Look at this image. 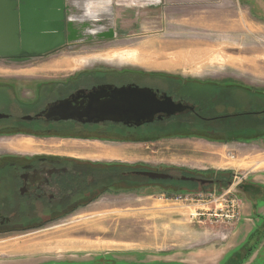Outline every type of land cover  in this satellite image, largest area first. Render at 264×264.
Masks as SVG:
<instances>
[{
  "label": "rangeland",
  "instance_id": "1",
  "mask_svg": "<svg viewBox=\"0 0 264 264\" xmlns=\"http://www.w3.org/2000/svg\"><path fill=\"white\" fill-rule=\"evenodd\" d=\"M177 1L113 0L111 14L103 18L106 30L100 35L75 44L71 40L58 52L28 63L15 65L0 60V66L18 70L23 74L20 77H63L92 69L117 83L143 74L147 82L164 88L214 82L264 89V0L223 1L222 9L217 8V0L207 10L194 5L181 9ZM124 12L131 16L126 30H118L115 19L118 14L123 19ZM179 50L182 55L177 54ZM190 52L194 59H189ZM238 55L245 62L261 65V73L254 75L249 64L234 61ZM174 136L178 135L107 143L38 140L21 134L0 138V150L76 149L91 152L93 158L109 153L101 160L220 179L214 185L172 182L122 190L111 205L99 202L81 209L78 220L43 225L33 229L29 237L0 244V257L32 255V264L50 259H102L99 261L106 264H221L222 253L238 226L233 209L239 191L228 183L241 175L264 171V145L209 143Z\"/></svg>",
  "mask_w": 264,
  "mask_h": 264
},
{
  "label": "flooded vegetation",
  "instance_id": "2",
  "mask_svg": "<svg viewBox=\"0 0 264 264\" xmlns=\"http://www.w3.org/2000/svg\"><path fill=\"white\" fill-rule=\"evenodd\" d=\"M67 42V41H66ZM43 54H20L2 56L5 63L24 64L47 57L65 48ZM19 62H15V61ZM14 61V62H13ZM19 75V76H18ZM23 74L0 77V103L5 117L0 119V138L15 135L33 139H63L82 141L111 140L137 141L152 139L156 126L160 137H194L209 143L264 144V89L238 86L234 83L206 82L188 88H164L162 84L147 82L140 74L136 79L122 82L106 80L102 71L82 70L63 77H20ZM102 84L121 86L133 84L148 87L157 96L165 93L175 102L193 107L170 117L155 118L151 123L139 127L122 123L85 122L75 119L46 117L50 106L70 97L78 90H90ZM253 116V117H251ZM166 129H170L165 131ZM175 129V130H173ZM84 150L36 151L0 150V244L32 235V230L47 224H66L78 217L86 207L103 202L111 205L117 192L131 191L150 185L181 183L177 176H194L213 180L212 183L190 182L205 186L219 183L220 179L187 175L182 171L117 165L115 161L93 158ZM142 172L166 173L172 179H151ZM247 175L236 182L228 183L237 188L239 217L242 219L244 197L255 193L247 183ZM75 220V221H76ZM264 233V216L253 224L245 240L226 252L221 264H264L263 254H255L264 238L256 245L254 241ZM254 234V235H253ZM29 239V238H28ZM253 246H256L252 249ZM264 251L262 250V253ZM102 259L89 261L50 259L33 264H106ZM0 264H32L29 257L2 256Z\"/></svg>",
  "mask_w": 264,
  "mask_h": 264
},
{
  "label": "water",
  "instance_id": "3",
  "mask_svg": "<svg viewBox=\"0 0 264 264\" xmlns=\"http://www.w3.org/2000/svg\"><path fill=\"white\" fill-rule=\"evenodd\" d=\"M69 12L64 0H0V44H5L0 55L43 54L69 44L71 40L96 36L83 33V26L71 23ZM187 109L193 107L175 102L165 93L157 96L148 87L102 84L90 90L80 89L60 100L50 106L45 116L139 127L155 118L170 117ZM4 117L0 113V119ZM141 174L151 179L173 178L166 173ZM175 179L201 184L213 182L194 176H177Z\"/></svg>",
  "mask_w": 264,
  "mask_h": 264
},
{
  "label": "crops",
  "instance_id": "4",
  "mask_svg": "<svg viewBox=\"0 0 264 264\" xmlns=\"http://www.w3.org/2000/svg\"><path fill=\"white\" fill-rule=\"evenodd\" d=\"M83 1V0H82ZM174 1V0H173ZM194 1V2H193ZM178 0L177 1V4L178 6H181L182 8L181 9H186V8H192L194 6H198L199 9H205L207 10V6L211 3L213 4L214 2H216L217 0ZM213 1V2H212ZM220 3H217V8H220L222 9L223 8V4L222 2L225 1L226 3L228 2V0H219ZM175 4V2H173ZM197 9V8H196ZM125 14H123L122 16L124 17L123 19L121 18V14H118V19H115L116 22H119L118 23V30H126L124 29L125 26H127V21H129V18L128 16L130 17L131 15L124 12ZM117 13H115L116 15ZM206 13H197V15H205ZM218 14V13H217ZM222 14V12H221ZM117 26V25H116ZM88 40L90 38H80L78 40H75L74 42H72V44H75V43H79L80 41L82 40ZM180 46H183V45H180ZM194 46V44L192 43L191 47ZM230 45L228 44V47ZM3 47H5V44H0V53L3 52ZM195 52V54L198 52L197 50H193ZM257 51V50H256ZM177 54H180L182 55L183 54V51L179 50L177 51ZM194 53L190 52V55H189V59H194L196 56H195ZM253 54H254V51H253ZM252 54V55H253ZM195 56V57H194ZM0 57H2L0 55ZM235 57V56H234ZM233 57V59H234ZM242 56L238 55L235 59L237 60H234V61H237L238 63H246V64H249L251 66V68L253 69V74H257V73H261V65H253L251 63V61H248L245 62L246 60H243L241 58ZM238 59H240L241 61H239ZM4 62H6L7 59H0ZM234 61H229L231 63H233ZM14 62V61H13ZM15 62H19L18 60L15 61ZM259 62V61H258ZM8 64V63H7ZM10 64V62H9ZM13 64V63H11ZM5 68V69H4ZM1 67L0 66V77L2 76H13L14 72H17L16 74H18V70H14L12 69L11 67ZM254 70H258L256 72H254ZM253 117V116H251ZM81 141L82 143H98L96 141H82V140H79ZM240 144H245V143H240ZM248 145V144H247ZM264 145V144H262ZM111 154H102L100 156H104L102 158H107L106 156H110ZM114 155V154H113ZM259 172V171H258ZM264 171H260L259 173H254V174H251V175H247V183L248 186H250L253 190L255 189V193H254V196L251 198H248L249 200H247L245 197H244V201H245V204L243 205V208H242V219L238 221V226H237V230L234 232V234L232 235V237L230 238L228 244L226 245V249L222 255H225L226 252H228L229 250L233 249L234 247L238 246L239 244H241L246 236L249 234V232L251 231V228L253 227V224L255 222H258V220L264 216ZM262 250L264 251V240L263 242L260 244V246L258 247V249L255 251V254H259V256L261 254H263V257H264V252L262 253ZM221 255V256H222Z\"/></svg>",
  "mask_w": 264,
  "mask_h": 264
},
{
  "label": "clouds",
  "instance_id": "5",
  "mask_svg": "<svg viewBox=\"0 0 264 264\" xmlns=\"http://www.w3.org/2000/svg\"><path fill=\"white\" fill-rule=\"evenodd\" d=\"M64 4L70 9L71 23L83 26L82 32L87 35H99L106 28L103 18L111 14L113 0H64Z\"/></svg>",
  "mask_w": 264,
  "mask_h": 264
},
{
  "label": "trees",
  "instance_id": "6",
  "mask_svg": "<svg viewBox=\"0 0 264 264\" xmlns=\"http://www.w3.org/2000/svg\"><path fill=\"white\" fill-rule=\"evenodd\" d=\"M161 128L160 127H156V126H153V127H150L149 128V131H152V132H155L156 134L152 135L151 137L153 138H159L160 135L157 134V132L160 130ZM170 129H166L165 131H168ZM175 130V129H173ZM254 235V234H253ZM264 238V233H262L261 235L258 233V236L255 238L256 240L254 241V243L257 245L262 239ZM256 246H253V248H255Z\"/></svg>",
  "mask_w": 264,
  "mask_h": 264
},
{
  "label": "built area",
  "instance_id": "7",
  "mask_svg": "<svg viewBox=\"0 0 264 264\" xmlns=\"http://www.w3.org/2000/svg\"><path fill=\"white\" fill-rule=\"evenodd\" d=\"M233 210H236L234 212L235 216H236V221H237V218L239 217V206H238V201L236 200V209H233Z\"/></svg>",
  "mask_w": 264,
  "mask_h": 264
},
{
  "label": "bare ground",
  "instance_id": "8",
  "mask_svg": "<svg viewBox=\"0 0 264 264\" xmlns=\"http://www.w3.org/2000/svg\"><path fill=\"white\" fill-rule=\"evenodd\" d=\"M229 59H231V57H228Z\"/></svg>",
  "mask_w": 264,
  "mask_h": 264
}]
</instances>
